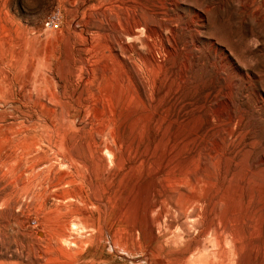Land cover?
Returning a JSON list of instances; mask_svg holds the SVG:
<instances>
[{"label":"rangeland","instance_id":"374dc122","mask_svg":"<svg viewBox=\"0 0 264 264\" xmlns=\"http://www.w3.org/2000/svg\"><path fill=\"white\" fill-rule=\"evenodd\" d=\"M151 1L0 0V264H264V0H166L155 74Z\"/></svg>","mask_w":264,"mask_h":264},{"label":"bare ground","instance_id":"6f19581e","mask_svg":"<svg viewBox=\"0 0 264 264\" xmlns=\"http://www.w3.org/2000/svg\"><path fill=\"white\" fill-rule=\"evenodd\" d=\"M102 1H103L102 3L108 2V0H102ZM152 1L155 2L156 0H152ZM162 3L164 4L163 5L164 8H158L155 5L152 7L142 8L135 2H131L129 4H124L122 2L120 3L111 2V6H112L111 8H116L119 10L126 11V14H125L127 16L125 18V21L127 23V28L125 31L126 36L135 37L136 35H139V34L141 35L139 30L141 29L145 30L146 32L145 37L137 38L140 41V43L145 47V48L144 47L141 48V49H145L144 52L138 50L137 49L138 47L136 48L135 44H132L129 47L126 45L124 47L126 49L131 48L132 52L134 51L136 53L137 62L136 63L133 62L135 66L142 65L149 72L154 73V74L157 68L159 67V62H160L158 61L159 45L160 43L163 44L164 42L169 41V37L165 35L164 31L170 30L171 33L174 32V28L171 26V23L174 17L169 11V8L167 7L166 0L162 1ZM133 77H134L133 82L135 83V79H139V77L137 78L136 75H133ZM155 82L156 81L153 79L151 86L156 85Z\"/></svg>","mask_w":264,"mask_h":264},{"label":"built area","instance_id":"2783aa9c","mask_svg":"<svg viewBox=\"0 0 264 264\" xmlns=\"http://www.w3.org/2000/svg\"><path fill=\"white\" fill-rule=\"evenodd\" d=\"M58 23H59V16L55 14L48 18V21H46L45 25L47 29H53L58 25Z\"/></svg>","mask_w":264,"mask_h":264}]
</instances>
